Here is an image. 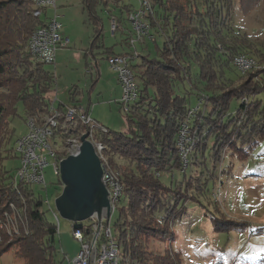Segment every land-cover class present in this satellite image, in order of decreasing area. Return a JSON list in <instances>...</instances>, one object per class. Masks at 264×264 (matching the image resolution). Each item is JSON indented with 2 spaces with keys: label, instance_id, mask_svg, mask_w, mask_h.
<instances>
[{
  "label": "trees",
  "instance_id": "trees-1",
  "mask_svg": "<svg viewBox=\"0 0 264 264\" xmlns=\"http://www.w3.org/2000/svg\"><path fill=\"white\" fill-rule=\"evenodd\" d=\"M124 1L85 0L90 21L95 25L94 45L103 33L98 9L108 14V21L112 17L116 18V29L123 31L126 20L124 16L129 21L133 12ZM149 5L150 10L144 13V22L152 33L149 40L154 42L159 58L152 59L150 55H140L137 51L120 54L129 56L139 87V97L126 114L128 130L120 133L98 128L94 131L95 141L104 147L101 155L111 170L118 173L122 188L120 200L124 205L117 207L116 212L119 213L115 223L116 235L113 237L120 252V264H149L145 240L158 239L162 240L160 244H165L170 237L167 226L172 222L171 211L174 206L167 202L174 201L173 195L178 194V190H174L178 180L166 185L162 183L161 177L162 173L172 175L175 172H186L179 147L183 125L187 124L190 135H197L198 145L204 141L198 130L199 119L202 121L201 113L195 114L193 118L189 117L192 99L190 91L182 94L177 91L191 82L193 76H197L206 83L205 91L209 98L205 103L204 111L207 113H204V118L211 123H225L228 126L226 130H229L227 132L234 133V126L243 121V116L248 111L247 104L241 103L232 110V102H236L233 97L229 100L227 109L222 112L225 115L220 114L221 102L224 101L226 105L229 95H221L222 98L217 97L216 100V95L207 88L203 75L211 70L213 77L222 79L225 69L236 68L237 57L246 56L254 60L245 52L248 50L245 42L239 41L237 37L229 40L232 45H226L229 41L218 30L220 26H229L231 11L225 0H149ZM33 10V0H0V89L8 91L0 107V221L10 211L11 205L24 210L28 233L23 232L10 239L16 246L15 256L23 264H54L56 225L48 218L49 210L43 204L44 199L36 196L31 187L21 186L18 191L11 188L12 173L4 167L5 161L16 157V153L7 146L13 134L10 120L17 116L18 105L22 103L27 119L41 118L48 113L49 105L54 102V74L47 71L44 65L29 63L28 42L32 33L44 24V19L35 17ZM116 11H119L118 17ZM132 32L125 40L128 46ZM158 37L163 41L161 49L157 44ZM105 54L108 57L114 53ZM12 58L17 60V67L14 69L9 62ZM219 63L221 66L218 67H224V70L215 69ZM26 65L33 68L30 70ZM194 68L198 70L196 73H193ZM252 72L253 69L243 74L250 75ZM72 91L70 100L74 101L77 91ZM57 109L64 112L65 108L58 105ZM244 123L246 122L240 126ZM217 124H210L209 127H216ZM245 128L246 124L240 127L241 130ZM89 129L78 120L75 127L59 129L56 135L65 144L70 138H81ZM216 131L219 135L214 133L212 137H208L207 146L201 151L205 171L209 168V162L214 164V152L222 139L221 134H227L220 129ZM195 151L196 156L198 150ZM184 175L180 183L187 182L188 178L184 180ZM59 185L63 187L61 182ZM164 188L175 194H166L167 205L162 209L161 192ZM9 247L0 249V255Z\"/></svg>",
  "mask_w": 264,
  "mask_h": 264
},
{
  "label": "rangeland",
  "instance_id": "rangeland-1",
  "mask_svg": "<svg viewBox=\"0 0 264 264\" xmlns=\"http://www.w3.org/2000/svg\"><path fill=\"white\" fill-rule=\"evenodd\" d=\"M68 1L73 4L71 0ZM225 1L229 4L231 11L229 26H220L218 30L227 38V41L238 37L239 41L245 42L248 45V50L245 52L250 54L257 66L250 75L243 74L234 67L225 69L222 79L213 77L211 70H208V73H204L203 79L207 81V88L216 95V100L217 97L222 98L221 95H229L226 105L223 101L220 108L217 106L220 114L227 109L229 100L233 97L236 102H232V110H235L241 103L247 104L248 111L240 123L245 121L246 123L242 126L246 124L247 128L241 130L242 126L239 123L238 127L234 124L235 134L228 133L229 130H226L228 126L225 123H211L204 118L207 113L204 111L205 103L209 98L205 91L204 84L206 83L197 76H193L191 82H187L177 91L180 94L190 91L192 99L189 117L193 118L195 114L201 113L202 121L199 119L198 130L203 135L202 140L204 141L198 145L196 143L197 135H190L187 124L183 125L179 137V147L184 163L183 169L186 172H175L172 175L162 173V183L166 185H170L173 180H178L174 189L178 190V194L165 188L161 192L163 197L160 207L163 206L162 209H164V206L170 202L174 206L171 211L172 222L167 226L170 237L165 241V244H160L162 240L158 239L145 240L149 264H264V0ZM140 2L142 0H125L124 4L130 5L131 9L135 11L138 10ZM66 9H70V7ZM61 10L63 8L57 9L58 15ZM118 12L116 11V17L120 15ZM53 13V9L48 10L49 16ZM71 17L73 16L70 13L69 18ZM103 19L104 29H102L101 39L106 48L114 47L120 51V43L123 41L124 48L128 52H133L136 48L140 55H150L152 59L159 58L157 48L149 38L136 43L135 47L126 45L127 35L132 31V25L126 16H124L126 20L123 31H115V37L110 34L108 17H103ZM149 33H151L150 30ZM156 40L161 49L162 39L158 37ZM230 41L226 45H232L233 43ZM69 48L66 49L69 50ZM106 58L105 53L104 57L98 58L99 78L94 74V70L84 69V65L80 64L79 59H69L65 63V74L60 78L58 69L54 67L55 64L46 65L45 69L56 74L57 83L61 81L60 91L56 84L54 92L53 99H55L56 105L60 102L64 104L70 102V92L75 89L77 91L75 99H77L69 107L78 104L81 108L89 107L92 118L99 125L110 129V131L122 133L128 130L129 125L121 103L117 102L120 97L117 76L109 67ZM23 60L26 63V58ZM199 61L203 64L200 58ZM222 61L225 60L222 59ZM9 62L12 63L13 69L17 67L16 59L12 58ZM218 66H221V63L217 64L215 69L224 70V67L219 68ZM26 67L30 70L33 68L31 65H26ZM93 68L95 69L94 66ZM225 68L227 67L225 66ZM193 70V73L198 71L196 68ZM62 82L64 83L63 87ZM7 93L5 88L0 89V107ZM79 99L80 101H78ZM26 120V112L21 103L18 105L17 116L10 120L13 134L7 147L14 154L16 153V157L4 163V167L9 173L15 172L19 167L16 148L18 141L27 135ZM210 124L217 125L209 127ZM217 129H220L221 132L226 131L227 134L224 132L221 134L222 139L216 149L217 152L214 150V164L209 162V168H206L205 171V161L201 151L207 146V139L214 133L219 135ZM64 146L66 144L62 143V147ZM53 149L55 150V148ZM195 149L198 150L196 156ZM46 158L48 165L44 167L43 173L48 187L44 189L37 186L34 191L36 196H41L44 201L50 202V208L46 207L49 210L48 218L59 228V233L55 237L53 263L70 264L71 255L79 253L80 245L73 238L75 224L63 219L56 211L55 200L62 193L63 187L59 185L60 177L54 174L55 160L53 156L47 153ZM116 159L121 163L120 159L117 157ZM183 175L185 176L184 180L187 178L188 180L180 183ZM170 193L175 194H172L175 202L173 200L167 202L166 194ZM153 195L156 194L153 193ZM178 204L179 206H176ZM123 205L120 200L117 207L121 208ZM9 209L10 211L5 213L0 224H10L14 221V211L11 206ZM118 213L117 211L110 218L113 237L116 235L115 223ZM16 221L19 225L18 234L13 232L9 234L5 229L0 231V249L10 246L6 252L0 255V264H23V261L15 256L16 246L10 239L23 232L28 233V226L24 216L22 222L20 219ZM87 224V222L84 223L85 226Z\"/></svg>",
  "mask_w": 264,
  "mask_h": 264
},
{
  "label": "built area",
  "instance_id": "built-area-1",
  "mask_svg": "<svg viewBox=\"0 0 264 264\" xmlns=\"http://www.w3.org/2000/svg\"><path fill=\"white\" fill-rule=\"evenodd\" d=\"M57 0H33V15L39 19H44L43 26L38 27L28 42L27 50L30 56V62L33 65H53L55 64L58 50L70 46L71 41L63 33V26L60 17L57 14ZM53 9L54 13L48 15V10ZM150 10L149 0H142L138 10H135L129 16L132 25V36L129 40V46L135 47L146 38H151L148 26L144 22V13ZM110 34L115 37L117 31L116 18L109 20ZM136 52V48L133 50ZM107 63L113 70L121 87V103L126 114L129 113L131 106L139 97V87L137 85L133 70L131 69L130 58L127 55L113 54L107 57ZM235 66L242 73L254 69L257 65L254 60L246 56H239L235 60ZM89 111L79 109L78 106H70L66 110L59 111L54 102L49 105L48 113L41 118H28L26 120L28 132L25 137L17 143L16 151L18 152L19 167L12 173L11 188L27 187L34 189L42 187L47 189V183L44 175V167L48 165L47 153L53 156L54 174L60 177L59 164L70 155L79 152L81 141L80 138H70L62 147V141L57 139L56 133L59 129H66L76 124L78 120L86 125L89 129L88 141L93 142L96 151L100 157L103 176L102 181L108 191L110 203V217H107V210H103L102 220L99 222L97 215L85 221L88 224L80 230H74L73 238L80 245L77 256L70 261V264H120L121 257L118 246L113 238L110 226V218L116 212L117 205L121 197V183L118 173L111 170L107 161L101 155L104 147L94 139V131L105 128L94 122ZM183 134V133H182ZM64 144V143H63ZM55 148V150L53 149ZM61 153H64L62 156ZM44 201V200H43ZM44 206L50 208L48 200L43 202ZM14 211V221L10 224H0V229H5L9 234H18L19 225L16 221L22 222L24 210L11 205ZM51 210V209H50ZM24 226V224H23ZM56 233L59 228L56 227ZM128 263V261H127Z\"/></svg>",
  "mask_w": 264,
  "mask_h": 264
},
{
  "label": "water",
  "instance_id": "water-1",
  "mask_svg": "<svg viewBox=\"0 0 264 264\" xmlns=\"http://www.w3.org/2000/svg\"><path fill=\"white\" fill-rule=\"evenodd\" d=\"M88 133L81 138L79 152L66 157L59 164L62 193L55 200L57 213L74 223V230H80L83 223L94 215L99 222L103 210L110 217L108 191L102 181L103 167Z\"/></svg>",
  "mask_w": 264,
  "mask_h": 264
},
{
  "label": "crops",
  "instance_id": "crops-1",
  "mask_svg": "<svg viewBox=\"0 0 264 264\" xmlns=\"http://www.w3.org/2000/svg\"><path fill=\"white\" fill-rule=\"evenodd\" d=\"M73 4H70L68 0H57L56 5L57 9L63 8L59 12V17H60V22L63 26V33L66 37H68L71 41L70 48L69 50L65 49H60L57 52L56 56V62H55V68L58 69V77L60 78L63 74H65V63L69 61V59H79L80 64L84 65V69L88 70H94V74H96L97 78H99V70H98V58L104 57V53L106 52H113L114 54H126L128 51L126 48H124V42L120 43L121 45V50L118 51L114 47L111 48H106V46L103 44L104 41L100 38L97 43L94 45V40H95V25L92 21H90L89 14L87 11V6L85 0H71ZM70 9H66L69 8ZM71 13V18H69V14ZM98 16L99 19L101 20L102 26L100 28L104 29V19L103 17H108V14L101 9H98ZM110 27V26H109ZM128 46V45H127ZM90 66V67H89ZM95 67V69L93 68ZM54 68V69H55ZM49 71V70H48ZM113 71V70H112ZM55 76V86L54 89L56 90V84L58 85V91L59 89V83H57V78L56 74L52 71H49ZM116 74V73H115ZM117 76V75H116ZM97 80V79H96ZM97 82V81H96ZM118 83V79H117ZM64 83L62 82V87ZM68 85V84H65ZM119 85V84H118ZM120 87V85H119ZM55 92V91H54ZM122 95L121 87H120V97L118 98V101H120ZM77 99V98H76ZM74 99V101H76ZM55 100V99H54ZM82 100V99H81ZM67 104H64L62 102L58 103L55 105L56 107L59 106H64V108L69 107L71 103H74V101L70 100ZM80 101V99L78 100ZM76 106V105H74ZM79 109H83L84 111H89V114H91V109L89 107H82L78 104L77 105ZM92 115V114H91ZM90 115L91 119L96 122L92 116ZM97 123V122H96ZM102 126V125H101ZM104 127V126H102ZM105 128V127H104ZM71 259H74L77 255H71Z\"/></svg>",
  "mask_w": 264,
  "mask_h": 264
}]
</instances>
